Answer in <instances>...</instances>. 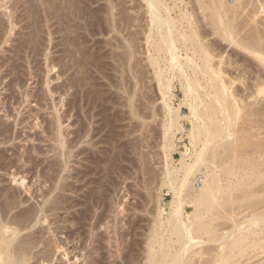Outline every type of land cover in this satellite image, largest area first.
Returning a JSON list of instances; mask_svg holds the SVG:
<instances>
[{
  "label": "rangeland",
  "instance_id": "rangeland-1",
  "mask_svg": "<svg viewBox=\"0 0 264 264\" xmlns=\"http://www.w3.org/2000/svg\"><path fill=\"white\" fill-rule=\"evenodd\" d=\"M0 1V27H4L3 29L0 28V36H2L0 37V71L2 72H0V116L2 117H0V207H2L0 208V213L2 216L1 218H3V221H7L8 219L11 220L12 218L14 219V217L18 218L19 216H21L22 212H26V209L29 210L33 208V212V210L35 209L34 206H36L37 208L34 210V212H37V215L40 214V216L42 215V213H39L41 212V208H43L42 206L48 207L49 209V212H45V214L48 215L47 218H49L48 220L50 222L49 230L46 229V223H39L29 230L21 231L18 235L22 240V238H25V235H27L28 233L37 231L35 232L37 233L36 235L35 233L33 234L36 236L37 240L39 239V241L36 246H32V248L30 249L31 255H29L33 257L29 261V264H38L41 260H43L44 257H42V255L44 256V246H42V242L47 238H49L50 240L52 239L51 242H59L61 248L59 249V251H54V254L51 253L49 259L46 260L47 262L44 261V264H47L48 262L49 264H150L152 261H155V264H160L159 262H162L161 264H165L163 261L167 263L168 261L164 259V257L161 258L162 255H160V250L162 248L161 245H163L162 243L164 242L167 247L168 244H170L169 248L170 246L172 248H170L169 251L166 252L168 253V255L172 254L171 256H173L178 247L175 246L176 244L172 243L175 238L172 236L171 238L173 241H170V243V239L167 236L169 233V225L168 223L166 224V221L169 218L168 215L170 212L169 204L171 195L169 187L163 182L165 166L166 164L169 166V169L174 172V176H178L179 178L184 177L189 168L196 162L197 153L202 148L204 138L203 136H201L202 138H198V136H193L192 138L190 137L192 132L191 128H193L192 125L194 126V123H196L195 125H197V122L199 121H197L195 118H192V111H190L191 109H189L190 107L187 104L189 103V100L192 101V97L189 95L185 100L184 91L182 92L181 86L179 87L180 78L179 76H177L178 74L176 73V76L172 79L171 88L163 89L162 87H160L161 85L158 83L157 77L154 74L153 65L147 59V55L143 53L145 45L143 39H141V37L143 36V29L141 31L140 26H143L144 28V26H147L148 22L146 18L148 17V15L146 14L147 12L145 3L143 2V0H86L88 4L85 2L86 7H84V9H91L93 7L95 9L96 7L98 9V15L102 17V19L104 17L106 20L104 21L102 27H107L106 29H103L105 28L103 27L102 31L101 27L96 28L95 26V29H93L91 32L83 28H81V31L80 29L78 30V33L80 34L78 35V43L76 44H78V47H80V49L81 47H85L84 49H82L84 51V54H86L83 56L86 57H81L80 61H84L85 63H87L86 68H89V71L87 70V73H90L91 75H89L90 77H88L89 79H87V82H92V84L89 85L90 88L87 89L84 93L85 95L87 92H89L88 94H86V96H84L86 97V100H88L87 98H89L88 102L86 100L82 101V98L79 97L80 90H78V95L75 97L76 99L71 94L74 91V87H71L70 81L66 79H70L69 76H72L73 74H71L70 72H72L71 70L73 69L70 70V68L67 69V66H62L63 62H71L69 61V56H67L68 54H63L64 51L61 50L62 46V49L68 48L70 50V48L72 49L75 44L72 45L71 43H69L71 44L70 46H72L70 47L66 45L68 44V41L65 42L66 44L60 43L62 41H59L61 39L60 34H55L56 30H53L54 28H56V23L54 22V20H51L53 23H49L50 25L51 23H55L54 26L52 25L49 28L50 31H54V33L51 34L49 30H46L45 26L47 25V23L44 21V18L42 19L41 17L43 15L41 12L42 8H40L42 6L41 0ZM79 1L81 3L77 0V4L80 8V11L85 12L86 10H83V7H81L82 4V6H85L84 0ZM163 1L169 7V9L173 10H170L171 17L177 19V23L184 22L181 16L182 12L185 9H187L189 12H192L194 17L196 18L198 15H201L197 8L196 10L198 12H194L195 9H191L193 4L195 7L197 6L195 0ZM33 5L34 7H36L34 8ZM89 9H87V11H89ZM34 11H36V13ZM14 15L17 16L15 17ZM110 15L113 17V28L109 26L110 24H106L109 23L107 20V16ZM4 19L6 20L4 21ZM19 19L21 20L18 21ZM26 19H28L29 21ZM42 22H45L44 25ZM202 22L205 23V21ZM208 27L209 29H211L210 26ZM209 29L207 28V30ZM2 30L5 33H3ZM9 30L12 31L10 32ZM44 30L46 31L44 32ZM19 31L21 33H19ZM28 32H30V34ZM36 32L37 36L40 35L39 37L35 36ZM1 33L4 35H1ZM57 35H59L60 37ZM206 35L209 36L205 38V41H207L206 39H210L211 41V39L215 37L209 33H207ZM50 37H52V39ZM37 42L40 43L38 44ZM20 43L23 44L21 45ZM58 43H60L62 46L58 45ZM123 43L125 46L123 45ZM178 44L179 46H182L181 43ZM223 44H226V42H223ZM22 46L26 47H24L23 49L21 48ZM14 48L16 49L14 50ZM31 48H34V52ZM59 49L62 51V53ZM218 50L220 51V48H218ZM216 51L214 52L217 53ZM85 52H87L88 54ZM62 54L65 56V59L62 58ZM27 55H29V57ZM43 55H45L46 57ZM59 59L63 62H61ZM88 59L90 62H88ZM46 61H48V63ZM160 61L161 66L166 65L164 60ZM240 65L241 63H239L236 67L237 69L240 68L242 73L239 72V69L238 71H236L237 69H233V71L237 73V75L245 73L244 71H242L243 65L242 67ZM47 66L49 69L47 68ZM63 69L66 70L64 71ZM190 75H192V72L190 73ZM233 75L235 76V74ZM245 75L248 77L247 74ZM59 76L61 78H59ZM165 76H167V78H170L172 77V73H164L163 77L166 78ZM64 80L66 81L63 82ZM46 82H48V85H45L47 84ZM162 83L166 84L165 80H163ZM236 85L238 86L239 84L236 83L235 86ZM64 86H66V88ZM89 86L87 85V88ZM240 86L241 85H239V87ZM46 87L48 88V91H46ZM62 88L65 89V91ZM90 89H92L91 92L88 91ZM240 89L242 88L240 87ZM49 90L52 95L49 94ZM242 91L243 89L241 90V92ZM199 92H201V94L199 93L201 98H205L202 90H199ZM61 98L63 99V101ZM72 98L73 100H71ZM262 98L264 99V96ZM90 99L93 101H91ZM79 100H81V102ZM181 101L187 102L186 105L188 106L186 107V105L184 104L181 105ZM72 102L73 104L75 103L77 105L76 109L72 107ZM164 103H168L171 109H174L175 111L176 107H178V112L175 114L174 111L173 113L174 115H177V117L179 116L178 125H180L174 127L173 130L169 133L171 137L169 136L167 138H172L171 140L174 144L173 146H169L170 149L167 152L169 154L168 157L164 155L165 153L163 150V145L167 142L164 137V133L166 131V129L164 128H166L167 123V118H165L166 109L164 107ZM53 105L57 108H54ZM99 106L101 107V109ZM198 110L200 111L202 109L199 107ZM65 111H68L67 115ZM87 111L88 115L85 113ZM54 113L60 114L62 117L61 119H63L62 123L64 125H62L63 128H61V131L62 134L65 135L63 137L65 139L67 138L66 141L62 138L64 143L66 142L64 144V150L66 151V153H68L67 156L66 153L64 154V156H62V154H60V150L56 148V146L54 148L56 142L51 139L50 132H48L50 131L48 127L50 128L51 124L49 123V121L51 120ZM86 119L90 120L87 121ZM28 120L31 122H29ZM19 121H22L23 124H21ZM80 124L83 126V128L88 127L87 129H89L92 127V129L95 130L91 131L90 129L88 131L89 133L87 132V136H85L86 138H79L82 143L75 142L78 140L76 134L77 128ZM90 124L92 126H90ZM5 126L8 129H6ZM181 127L182 129L180 130ZM99 132H101V134ZM235 134L233 133V135L231 134V136L233 137ZM72 135L75 138L74 142H72ZM232 137L229 138L231 139ZM88 139L89 141L87 142ZM213 139L216 143L218 138ZM212 143L215 144L213 141ZM74 147L78 151L76 149L73 150ZM216 151L219 154L221 152L220 149H217ZM243 155H247L245 151ZM165 156L167 159L165 158ZM248 158H250L249 160L252 161V163H255V155H250V157ZM256 164L257 163H255L254 165ZM246 167L244 166V169L242 168L243 170H234L235 174L232 175V178L231 176L229 178L231 185L225 182L226 175L223 173L220 174L221 178L223 179L222 181H224L220 183L222 184L221 187L223 186V188H225L227 186L226 189L228 188L227 190L224 189L225 192H223V195H226L227 197L225 198L227 199L223 197L219 198L217 200V202H219L217 203L218 207H216V209H213V213L205 210L204 212L200 213L204 221H206V218H209V216H213V219L211 220V226L213 227L211 234H215V236L211 235V238L214 237L213 242L207 241L205 242L206 244L203 243L204 246H201L202 244L197 245L193 249H191L192 252L194 249V252L198 251L197 249L201 246L202 248L207 247L206 251H209L210 249L212 253L210 251L209 252L213 254L215 252V249L213 248L217 247V245L220 244L219 241L221 236L227 231L233 229L231 227H233L235 223H237L238 225L246 224L247 221H245V218L250 215L249 212L252 213V208L253 210H257V208L252 207L251 200H253L252 202H256V200L258 201L262 199V195H260L261 191L259 190L264 186V183L263 181H261V184L257 183L258 185L251 184L253 187L249 184H247L248 186H246L244 181L247 179L244 178H246L245 176H247V173L251 171L250 167L253 166ZM215 170L220 173L217 169ZM258 172L260 174H264V167H260ZM198 174L200 173H197L196 175L198 176ZM69 176H71V178ZM60 178L62 179L63 184H66L64 185L63 189H67H65L64 191H60L58 188L59 186H61L62 188V182ZM241 178H243L242 181L244 182L246 188L244 184L240 188H236L234 186L233 183H235L238 179L241 180ZM248 180L250 183V179ZM248 180L246 181V183L248 182ZM180 183L181 182L178 181V187L179 189H182V185ZM48 187L50 189L51 187L52 189H54H51L53 193L50 189H48ZM256 189H259L258 192H260V196H254L255 198L249 196L248 198L247 193L254 192V190ZM97 194H99L100 196ZM56 196H62L64 202L62 201L60 204L57 202L54 203L55 200L53 199H55ZM101 196H103L101 198L102 200L100 199ZM231 196L234 198H232ZM238 196L244 198L241 200V198H239ZM222 199H225V201ZM238 199L241 201L237 202L236 200ZM229 201H231V203ZM188 203L189 202H186V204H184L183 209L188 215H190L191 219L194 220L195 208L193 206L195 205ZM257 205L258 203L256 204V206ZM54 207L60 208H57V210L53 209ZM258 208V210H260L263 207ZM5 209L7 212L4 213ZM17 211H19V214L16 213ZM2 214L4 215V217ZM16 215L19 216L17 217ZM191 215L194 217H192ZM6 216L8 218H6ZM21 234H23L24 236H21ZM198 235H202L200 237H202L203 240L210 237L209 235L205 234ZM154 237L156 238V241L152 242L153 239L155 240ZM215 238H217L218 240ZM49 239L48 241H50ZM160 240H162L163 242ZM15 242H13V244ZM157 242L162 243L160 245V243L158 244ZM149 245L154 248L153 255L151 253L152 250H150L151 247H149ZM167 247L165 246L164 248L168 249ZM12 249L14 250L15 248ZM256 250L257 253H255ZM256 250L251 249V251L253 252L249 250L252 256L245 255L244 258L246 257V259L241 258L239 263L237 264H261V261L264 259V250H262L263 253L259 252L260 249L258 250V248H256ZM149 253L152 256L149 257ZM210 253H203L201 259H199L200 256H190L189 259H192V261L185 264H193V260L194 262L195 260L198 261V263L195 262L194 264H210ZM2 256L3 259L6 258V256ZM194 256L196 257L193 259L192 257ZM248 256H250L249 259H247ZM204 257L206 259H202Z\"/></svg>",
  "mask_w": 264,
  "mask_h": 264
},
{
  "label": "bare ground",
  "instance_id": "bare-ground-1",
  "mask_svg": "<svg viewBox=\"0 0 264 264\" xmlns=\"http://www.w3.org/2000/svg\"><path fill=\"white\" fill-rule=\"evenodd\" d=\"M78 2H80V1L78 0ZM78 2H77V0H67V2H66V0H41L42 6L40 5L41 7L40 6L39 7L42 8L41 12L43 15L41 17H42V19L44 18V21L47 23V25L45 26L46 30L50 31L49 28L52 25L54 26V24L56 23L55 24L56 28H54L53 30L54 31L56 30L55 34L56 33L60 34L61 37L59 35H57L61 38V39L59 38L60 39L59 41L62 40L60 43L66 44L65 42L68 41V44H66L68 46H70L71 44L72 45L75 44L73 46L74 48L72 46H70V47H72V49L70 48V50H69L67 47H66L67 49H62L63 46L60 43H58V45L62 46L61 50L64 51L63 54L66 55V53H67L68 54L67 56H69V58H70L69 61H71V62L65 63V62L61 61L60 59L59 60L64 63V64L62 63V66L64 65L65 67L66 66L68 67L67 69L70 68V70L71 69L74 70V71L71 70L72 72H70L71 74L73 73L72 76H69L67 74L70 77V79H68V78L66 79V80L70 81L71 87H74V91L71 94L75 98L78 95V90H80L79 91L80 92L79 97L82 98V101L83 100L85 101L86 97H84V96H86V94H88L89 92H87L85 95H84V93L87 89L90 88L89 85H91L92 82L91 83L87 82V79H89L88 77L91 76L90 73L89 74L87 73V70L89 69V68H86L87 63H85L84 61L83 62L80 61V58L86 54H84V51H83V49L85 47L84 48L81 47V49H80V47H78V44H76V43H78L77 42L78 38H79L78 35L80 34V33H78V30L80 29V31H81V28H83V29H86L89 32H91L93 29H95V27L96 28L101 27V31H102V28L105 27V26L102 27V25L104 24V21H106V20L104 17H103V19H104L103 20L102 17H100L98 15V13H97L98 9L96 7H95V9H94V7L93 8L90 7L91 9L87 8V9H89V11H87L86 8L84 9V7H86V3H87L86 0H84V3L86 2L85 6H82L83 4L81 5V7H83V10H86V11L85 12L80 11V8L77 4ZM143 2L145 3L146 12H147L146 14L148 15V17H146L148 20L147 26L146 27L144 26V28H143V26H140L141 31L143 29V31H142L143 36L141 37V39H143L144 45H145L143 53H145V55H147V59L153 65L154 74L157 77L158 83L161 85L160 87H162L163 89L164 88H166V89L171 88L172 79L176 76V73L178 74L177 76H179V78H180V83L178 82L180 84L179 87L181 86L182 92L184 91L185 100H186L187 96H189V95L192 97V99L188 98V99H191L192 101L189 100L188 101L189 103H187L185 101H183V102L181 101V103H182L181 105H183V104L186 105V103H187L190 107L189 109H191L190 111H192V115H193L192 118H195L197 121H199V122H197L198 123L197 125H195L196 123H194V126L192 125L193 128H191L192 132H191L190 137L192 138L193 136H196V137L198 136V138H202L201 136H203V138H204L203 139L204 141L202 140L203 141L202 148L197 153L196 162L189 168L188 172L185 174L184 177L179 178L178 176H174L173 175L174 172L169 169V166L167 164L165 166V171H164L163 182L165 185H167L169 187L170 195H171V200H170V204H169L170 205V212L168 215L169 218L167 217L168 219L166 221V224L168 223V225H169L168 226V228H169L168 232L169 233L168 232H166V233H168L167 236L170 239L169 242L173 241L171 238L172 236L175 238V240L172 243L176 244L175 246H177L178 249L175 251L173 256H171L172 255L171 253H170L171 255H168L167 252L172 247L170 246V248H169L170 244H168V247H167V245H165L164 242L162 241L164 239L163 238L162 240H160L163 243L159 242L160 245H161V243L163 244V245H161L162 248L160 250L161 251L160 255H162L161 258L164 257V259H166L168 261L166 263L165 261L162 260L165 264H185L187 262L189 263L190 261H192V259L191 260L189 259L190 256H193V255L200 256L199 259H201L203 253L204 254L206 252L212 253V251H210V249H209L210 252L206 251L207 247L202 248L201 246H204L203 243H205L207 241L213 242L214 237L211 238V235L215 236V234H213V233L211 234V232L213 230L212 229L213 227L211 226V220L213 219V216H211V217L209 216V218H206L207 220L204 221L203 218L201 217L202 215L200 213L204 212V210L210 211L211 213H213V209L214 208L216 209V207H218L217 203H219V202H217V200L219 198H222V197L223 198L227 197L226 195H223L224 194L223 192H225L224 189H226L227 186L225 188H223V186L221 187L222 184H220V183L224 182V181H222L223 179L221 178L220 174L221 173L225 174L226 175L225 176V179H226L225 182L230 184L229 178H230V176L232 178V175L235 174L234 170H239L242 168L244 169V166L245 167L246 166H253V167H250L251 171L250 172L248 171L249 173H247V176H245L246 178L243 177L244 179H247V180L250 179V181H251L249 183V180H248V182L246 183L247 180H245L244 182H245L246 186H248L247 184H249V185H251V184L256 185L257 183L261 184V181H263V183H264V174H260L258 172L260 167L261 168L264 167V99L262 98L264 96V0H195L197 6L195 7L194 4L192 3L193 4L192 8L191 7L190 8L195 9L194 12L199 11V13H201V15L199 16L197 14L198 16L196 18V17H194L192 12H189L187 9H185L182 12V16H181V18L184 22H182V20L180 18L182 23H180V22L177 23L178 20L171 17V13H170L171 9H169V7L165 4V2L163 0H143ZM36 3H38V2H36ZM34 5H33V7H34ZM196 8L198 9V11L196 10ZM4 9H6V8H4ZM171 11H173V10H171ZM180 11H182V10H180ZM34 12L36 13V11H34ZM3 14H4V12H3ZM35 16H37V15H35ZM21 17H23V16H21ZM8 18H10V17H8ZM5 20L6 19H4V21ZM15 20H17V19H15ZM20 20L21 19H19L18 21H20ZM26 20H28V19H26ZM30 20H32V19H30ZM51 20H54L55 23L52 24L53 22ZM107 20L109 23H106V24H110L109 26H111L113 28L114 27L113 17L111 15L107 16ZM202 21H205V23ZM50 22H52L51 25L49 24ZM127 22H128V20H127ZM5 23H4V25H5ZM44 23H43V25H44ZM207 25L210 26L211 29H209V27ZM0 28H2V26ZM106 28L107 27H105L103 29H106ZM207 28L209 30H207ZM8 29H10V28H8ZM46 30H44V32ZM54 31L53 32L50 31V33L53 34ZM2 32H3V30H2ZM3 33H5V32H3ZM19 33H21V32L19 31ZM28 33L30 34V32H28ZM207 33H209L215 37L212 38L211 41H210V39L209 40L206 39L207 41H205V38H207V36H209V35H206ZM42 34H43V32H42ZM55 34H54V36H55ZM1 35H4V34L1 33ZM35 36H37V32H36ZM39 36H37V37H39ZM48 36H50V35H48ZM0 37H2V36H0ZM10 37H11V35H10ZM10 37H8V38H10ZM22 38H23V36H22ZM26 38H28V37H26ZM50 38L52 39V37H50ZM12 41H13V39H12ZM23 42H24V40H23ZM79 42H80V39H79ZM223 42L224 43L226 42V44H223ZM8 43H9V41H8ZM29 43H30V41H29ZM51 43H53V42H51ZM69 43H71V44H69ZM178 43H181L182 46H179ZM20 44L22 45L23 43H20ZM123 45H124V43H123ZM24 47H26V46H22L21 48L24 49ZM218 48H220V51L218 50ZM15 49L16 48H14V50ZM36 49H37V47H36ZM33 50H34V48L32 49V51ZM61 50H60V52L62 53ZM216 50H218V51H216ZM25 51H27V50H25ZM214 51H216L217 53H215ZM85 53H87V52H85ZM22 54H23V51H22ZM63 54H62V58L65 57ZM40 55H42V54H40ZM27 56L29 57V55H27ZM43 56H45V55H43ZM85 57H83V58H85ZM58 58H59V56H58ZM21 60H22V57H21ZM160 60H164L166 65L161 66ZM48 61H46V62L48 63ZM64 61H67V60H64ZM28 62H29V60H28ZM88 62H90L89 59H88ZM9 63H10V61H9ZM239 63H241V65H240L241 67L243 65L242 71H244L245 73L237 75V73H235L233 71V69L234 70L237 69L236 66H238ZM10 65H12V64H10ZM48 66H47V68H48ZM234 67H236V68H234ZM238 69L240 70L239 72L242 73L241 69L240 68H238ZM238 69L236 71H238ZM189 71H190V73L192 72V75H190ZM168 72L172 73V77H170L171 79L167 78V76H165L166 78L163 77L164 73H168ZM233 74H235V76ZM245 74H247L248 77ZM59 78H61V77L59 76ZM162 79L165 80L166 84L162 83V81H163ZM66 80H64L63 82H65ZM21 81H22V79H21ZM48 81H50V80H48ZM90 81H91V78H90ZM46 83L47 84H45V85H48V82H46ZM236 83L241 85L240 87L246 93H244L243 91L241 92L242 89H240L239 85L235 86ZM163 84H164V86H163ZM87 85L89 86L88 88H87ZM55 86H57V85H55ZM64 87L66 88V86H64ZM63 90L65 91V89H63ZM91 90L92 89H90L88 91L91 92ZM199 90H202L205 98H201V96L199 95V93L201 94V92H199ZM46 91H48V88ZM60 91H62V90H60ZM49 92H50V90H49ZM49 92H47V93H49ZM33 94H35V93H33ZM33 94H31V95H33ZM49 94H51V92ZM90 95H91V93H90ZM90 95H89V97H90ZM92 96H94V95H92ZM81 98H79V99H81ZM67 99H68V97H67ZM87 99L89 100V98H87ZM71 100H73V98ZM88 100H86V101H88ZM62 101H63V99H62ZM79 101L81 102V100H79ZM91 101H93V100H91ZM73 102H72V107L76 109L77 105L75 103L73 104ZM102 103H104V102H102ZM51 104H52V102H51ZM188 105H186V107ZM15 107H17V106H15ZM53 107L57 108L54 105H53ZM164 107L166 109L165 118H167L166 128H164V129H166V131L164 133V137L169 144L166 142L167 144L165 143L163 145V150L165 153L164 155H166L168 157L169 154L167 152L170 149L169 146L170 145L173 146L174 144L171 140L172 138L171 139H167V138L170 136L169 133L173 130V128L176 126H180V125H178L179 124V122H178L179 116L177 117V115H174V113H173L175 110L174 109L172 110L168 103H164ZM199 107L202 110L199 111L198 110ZM100 109H101V107H100ZM77 111H78V109H77ZM88 111H89V109H88ZM88 111L85 113L87 114ZM101 111H103V110H101ZM1 112H2V110H1ZM55 112H57V111H55ZM67 112H66V115H67ZM75 112H73V113H75ZM177 112H178V107H176L175 114ZM76 115H78V114H76ZM5 117H7V116H5ZM61 118L62 117L60 114L54 113L51 120L49 119L50 120L49 123H51V124H50V128L48 127V129H50V131H48V130L47 131L50 132L51 139L54 142H56V145H54V148L56 146V148H58L60 150V154H62V156H64V154L66 153V151L64 150V148H65L64 144L66 142L64 143V141H63V139H65L63 136H65V135H63L62 131H61L62 130L61 128H63L62 125H64L62 123L63 119H61ZM88 118H89V116H88ZM66 119H68V118H66ZM88 120H90V119H88ZM29 122H31V121H29ZM101 122H103V121H101ZM20 123L23 124L22 121ZM3 124H2V127H3ZM87 125H89V124H87ZM90 126H92V125L90 124ZM97 126H99V125H97ZM5 128H6V126H5ZM87 128L88 127L83 128V126L81 124L79 125V127L77 128V134L75 133L76 136L78 137V138L77 137L76 138L79 141L76 139L77 141H75V142L82 143V141H80L79 138H81V137L86 138L85 136H87V132L90 129H91V131L93 130L92 127L89 129H87ZM6 129H8V128H6ZM181 129H182V127L180 128V130ZM98 130H100V129H98ZM93 131H95V130H93ZM44 132H46V131H44ZM75 132H76V130H75ZM99 133L101 134V132H99ZM233 133L234 134L236 133V134L232 137L231 134L233 135ZM72 134H74V133H72ZM199 135H200V137H199ZM72 137H73V135H72ZM229 137H232V138L230 139ZM73 138H72V142H74V140H75V138L74 139ZM213 138H215V139L218 138L216 143H215V140ZM66 139H65V141H66ZM6 141H8V140H6ZM88 141H89V139L87 140V142ZM210 141H211V143L213 141L215 144L212 143L213 144V146H212ZM71 148H73V147H71ZM75 149L76 148L74 147L73 150H75ZM217 149L221 150L220 154L216 151ZM52 150H54V149H52ZM243 150L247 154L246 156L243 155V153H244ZM67 154L68 153H66V156H67ZM250 155H252V156L255 155L254 162L257 163L256 165H254L255 163H252V161L249 160L250 158H248V157H250ZM166 156H165V158H166ZM248 162H249V164H248ZM60 166H58V167H60ZM215 169H217L220 173H218ZM102 171H104V170H102ZM197 173H200V174H198V176H197L196 175ZM69 177L71 178V176H69ZM66 178H67V176H66ZM243 178H241V180L240 179L236 180L235 183L232 182L236 188L242 187V185L244 184V182L242 181ZM251 178H252V180H251ZM42 179H43V177H42ZM63 179H65V178H63ZM178 181L181 182L180 184L182 185V189H179ZM61 182H62V179H61ZM245 184H244V186H245ZM58 185H57V187H58ZM64 185H66V184H63V182H62V188H61V186L58 187L60 191L61 190L64 191L65 189H67V188L63 189ZM246 186H245V188H246ZM260 186H262V185H260ZM263 187H261L260 190L259 189L254 190V192H248L247 193V191H246L248 198H249V196L250 197H254V196L256 197L257 196L258 197V195L260 194V192H258V190L261 191V194H260V195H262L261 200H258V201L256 200V202H252L253 200H251L252 207L257 208V210H253V208H252V213L249 212L250 215H248V217L245 218V221H247L246 224H242V225L239 224L238 225L237 223H235L234 226L231 227L233 229L227 231L222 236L220 235L221 238L219 241L220 244H218L219 246L217 245V247L213 248V249H215V252L213 254L210 253V260L208 259L210 261V264H237V263H239L241 258H244L245 255H251L250 253L253 252V251H251V249L256 250V248H258V250L260 249L259 252H262V250H264V188ZM48 189H50V188L48 187ZM51 189H52V187H51ZM52 190H54V189H52ZM52 190H51V192H52ZM255 191H257V192H255ZM97 195H99V194H97ZM101 195H102V193H101ZM62 196H63V194H62ZM62 196H56L57 199H56V197H55V199H53V200H55L54 203L57 202L60 204L62 201L64 202V199H62ZM50 197H51V195H50ZM102 197L103 196H101L100 199ZM232 198H234V197H232ZM239 198H241V197H239ZM243 198L244 197H242L241 200ZM225 199H227V198H225ZM225 199H222V200L225 201ZM42 200H43V198H42ZM241 200L238 199L236 201L239 202ZM15 201H17V200H15ZM233 201H234V199H233ZM236 201H235V203H236ZM5 202H6V200H5ZM68 202H67V204H68ZM186 202H189L188 204L195 205V206H193L195 208L194 209V215H195L194 220L191 219L190 215H188L185 212V210L183 209L184 204H186ZM229 202L231 203V201H229ZM45 203H43V204H45ZM257 203L259 206L258 205L256 206ZM220 204H219V206H220ZM260 205H263V206H260ZM34 207H35V209H37L36 206H34ZM42 207L43 208H41V210H40L41 212H39V213H42L41 216H40V214L37 215V212H34L35 209L32 212V209H33L32 208L29 210L26 209V212H24V213L20 210L23 215L22 214H21V216L18 215L19 217L16 215L18 218L14 217V219L12 218L11 220L5 219L7 221H3V218H1L2 216L0 213V264H29V261L33 257V256L32 257L30 256L31 255L30 249L32 248V246H36L38 244V241H39V239L37 240V238L35 236L37 234L35 232H37V231L34 230L35 232H33V233H35V235L33 233H28L27 235H25L23 233L25 235V238H22V240H21V238H19L18 235L21 231L29 230V229L35 227L39 223H46L47 224L46 229L49 230L50 222L48 220L49 218H47L48 215L45 214V212L48 211L49 209H48V207H44V206H42ZM258 207H263V208L258 210L259 209ZM0 208H2V207H0ZM8 208H10V207H8ZM28 208H29V206H28ZM38 208H39V206H38ZM49 208H51V207H49ZM57 208L59 209L60 207H57ZM57 208L54 207L53 209H57ZM67 208H68V205H67ZM6 209H5L4 213L7 212ZM168 209H169V207H168ZM36 211H39V210H36ZM8 212H9V210H8ZM18 212L19 211H17L16 213H18ZM50 212H51V210H50ZM57 213H59V212H57ZM80 213H81V211H80ZM3 217H4V215H3ZM192 217H194V216H192ZM205 217H207V216H205ZM6 218H8V217L6 216ZM59 227H61V226H59ZM57 228H58V226H57ZM41 231H44V230H41ZM26 233H27V231H26ZM23 234H21V236ZM198 234H205V235H209L210 237L208 239L206 238L207 240L205 239L206 240L205 241L202 239V237H200L202 235L199 236ZM48 239L49 238L46 239L47 241L45 240L42 242V244H43L42 246H44V252H43L44 256L42 255V257H44V258H43V260H41L42 258L40 257L41 261L39 260L40 262L38 264H44V261L49 259L51 253L54 254V251H59V249L61 248L59 242H56V243L54 241L51 242L52 239L51 240L49 239L50 241H48ZM215 239H217V238H215ZM14 240L15 241L19 240V241H17L18 242L17 243ZM154 241H156V238H155V240L154 239L152 240V242H154ZM13 242H15V243L13 244ZM174 244H172V245H174ZM197 245H201L200 248L197 249L198 251L194 252V250H195L194 249L192 252L191 249H193ZM165 246L168 249L164 248ZM149 247H151L150 250H152L151 253L153 255L154 248L150 245H149ZM12 248H15V249L13 250ZM37 248H38V246H37ZM226 248H228V249H226ZM204 249H205V251H204ZM255 253H257V250ZM2 255L6 256V258H8V259H6V258L3 259ZM152 255H150V253H149L148 256L150 257ZM196 256H194L192 258L194 259ZM249 257L250 256H248L247 259H249ZM202 259H206V258L204 257ZM244 259H246V257ZM151 260H153V259H151ZM154 262L155 261H152L151 263L153 264ZM195 262L198 263V261H196V260H195ZM195 262L193 260V264ZM261 262H260L261 264H264V259ZM159 263L161 264L162 262H159ZM47 264H49V262Z\"/></svg>",
  "mask_w": 264,
  "mask_h": 264
}]
</instances>
